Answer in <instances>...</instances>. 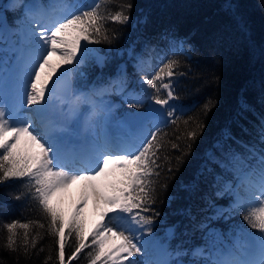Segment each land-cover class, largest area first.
Masks as SVG:
<instances>
[{
  "label": "snow or ice",
  "instance_id": "obj_1",
  "mask_svg": "<svg viewBox=\"0 0 264 264\" xmlns=\"http://www.w3.org/2000/svg\"><path fill=\"white\" fill-rule=\"evenodd\" d=\"M104 2L50 0L46 8L36 4L26 6L30 17L39 16L41 19L36 21L38 27L30 26L24 34L30 70L23 82V98L10 102L0 96V185L10 180L24 181L29 197L37 201L49 221L51 235L57 238L59 264H65V246L72 238L75 248L67 264H72L86 248L93 249L88 253L90 264H170L167 260L151 259L149 247L155 241H142V237L145 231L151 235L154 217L160 215L152 208L156 203L153 177L160 176L161 125H166L169 120L176 123L175 109L169 101L177 98L172 81L179 60L165 58L150 76L143 75L139 92L125 91L127 77L122 66L115 79L106 80L102 76L98 86L92 89L91 95L100 97L113 89L123 94L127 105L135 110L128 113V119L137 125L128 136L115 138L106 135L91 151L77 152L70 138L61 134L64 129L50 119L58 86L90 53L96 51L89 45L113 42L114 36L109 34L106 23L126 25L131 20L134 7L131 2L120 4L114 13L102 8ZM226 2L231 9L232 0ZM56 6L60 14L51 18ZM45 18L47 22H44ZM160 39L168 41L174 55L177 52L188 54L186 41L167 33ZM126 51L137 67L145 63L143 55L134 47ZM143 51H154L147 39ZM54 57L58 62L53 61ZM96 61L103 67L105 58L97 56ZM162 90L166 92L165 96L161 95ZM146 99L151 102L148 106L144 103ZM87 100L85 97V102ZM166 106L168 111H162ZM142 108L144 110L140 111ZM205 110L210 111L207 106ZM203 127L197 124L196 129L187 133V138L195 141L197 129ZM257 139L258 144L241 142L245 154L229 147L222 153L224 159L209 158L232 174V180L225 181V190L232 191L235 201L225 209L208 200L204 211L211 209L213 214L205 216L199 227L209 229L212 220L225 217L226 213L243 212L248 228L260 233L253 235L247 229H241L258 250V255L240 258L231 251L217 253L209 264H264V120L257 131ZM173 148L178 146L173 144ZM187 148L190 149L191 144ZM163 159L168 160V157ZM176 162L181 163V158L178 157ZM167 171L170 173L173 168L169 166ZM74 184L81 185L80 199L71 215L66 216L59 203ZM241 188L244 189L243 195ZM216 195L221 196L223 192L217 191ZM13 198L20 200L22 194ZM90 202L94 215L98 217L91 228L84 215ZM35 226L45 228L39 222H35ZM32 227L33 223L18 220L4 224L9 234L7 248L17 251L18 229H22L23 247L27 250ZM214 231L209 229V234ZM39 238L37 234L31 241L32 248L36 247ZM194 254L202 255L203 249Z\"/></svg>",
  "mask_w": 264,
  "mask_h": 264
},
{
  "label": "trees",
  "instance_id": "obj_2",
  "mask_svg": "<svg viewBox=\"0 0 264 264\" xmlns=\"http://www.w3.org/2000/svg\"><path fill=\"white\" fill-rule=\"evenodd\" d=\"M9 1L0 0V40L9 35L14 37L13 45H16V33L32 0ZM40 1L44 6L50 3V0ZM128 2L134 5L130 22L106 23L109 34L114 36L113 42L89 45L96 51L76 67L72 97L78 105H83L85 97L77 93L85 90L91 95L102 76L106 80L115 79L121 66L127 77L125 91L139 92L143 75L150 76L165 58L179 60L172 81L177 98L169 101L175 109L176 123L169 120L161 125L160 176L153 177L156 203L152 205L160 215L154 217L151 235L165 244L166 260L170 264L179 261L209 264L215 254L228 250L243 257L251 241L241 229L260 235L248 228L243 220L245 213H226L225 217L212 220L209 229L215 231L211 234L199 225L205 216L213 214L211 209L204 211L208 200L225 209L235 201L232 191L225 190V181H231L232 174L209 158L224 159L222 153L229 147L245 154L241 142L258 144L257 131L264 120V0H232L231 9L226 0H105L102 8L114 13L120 4ZM53 12L60 13L59 7ZM166 33L186 41L188 54L174 55L168 41L160 39ZM146 39L154 51H143ZM131 47L143 55L145 63L139 67L127 55L126 50ZM99 54L105 55L103 67L96 61ZM161 95L165 96L166 92L162 90ZM91 96L116 103L113 119H123L135 111L115 89L102 97ZM144 103L148 106L150 101L146 99ZM206 106L210 111L205 110ZM197 124L204 127L197 129V139L190 141L187 133L196 129ZM173 144L178 148L174 149ZM184 152L188 154L182 156ZM169 166L173 168L170 173ZM23 185L21 180L0 185V264H59L57 238L51 235L48 219ZM217 191L223 195L217 196ZM18 194L22 198L14 199ZM17 220L33 223V227L27 250L23 247V230L18 229L20 235L14 252L6 246L9 234L4 224ZM35 222L43 223L45 228L36 227ZM37 234L41 238L36 239V247L32 248L31 241ZM74 248V238L69 239L65 264ZM198 249H203L202 255L194 254ZM92 251L86 248L72 264H90L88 253Z\"/></svg>",
  "mask_w": 264,
  "mask_h": 264
},
{
  "label": "rangeland",
  "instance_id": "obj_3",
  "mask_svg": "<svg viewBox=\"0 0 264 264\" xmlns=\"http://www.w3.org/2000/svg\"><path fill=\"white\" fill-rule=\"evenodd\" d=\"M12 1L13 0H10L9 3ZM29 4L28 2V5ZM31 4L44 6L40 0H32ZM44 7L46 8L47 6ZM54 14L55 12H52L51 18H55V16L60 13ZM40 19L39 16L30 17L28 14L22 19L23 23L16 33L18 44L13 45L14 37H9V35L3 36L0 40V96H3L7 101L14 102L17 98H23V82L26 79V73L30 70V56L27 54L24 34L28 27H38L36 21ZM44 22H47V18H45ZM53 61L58 62L55 57ZM24 66H26V69H23ZM71 74L74 79H77V75L74 71H72ZM17 78L20 79L19 84L15 83ZM77 94H79L80 97H88L87 102L84 100L85 103L80 106L76 98L72 97L73 94L71 97L56 95V97L53 98V102L58 105L61 117L59 120L51 119L58 127L64 129L61 134L70 138L75 151L81 152V150L87 149L85 151V153H87L95 147L94 145L102 142L106 135L109 137L123 138L134 131L123 119L114 117L115 121L111 118V114L114 116V106H116V103L110 102L107 99L93 98L90 93L85 90H81ZM101 101L105 103H101ZM110 129L116 130V132H120V134L115 135L114 132L109 134ZM80 189V184H74L65 195L63 201L59 203V207L64 211L66 216L71 215L76 203L79 201ZM84 215L88 220L89 228H91L93 223L98 219L93 213L91 202L87 209L84 210ZM90 240L91 238H89V242ZM143 240L155 241V244L149 247V257H152L151 259L158 261L167 259L168 253L166 246L158 239H154L152 235H149L145 231L142 237V241ZM229 251L233 252L232 250H228L221 252V254H225ZM235 255L240 258L245 256L248 258H255L258 255V250L251 242V245L246 249L245 256L242 257L238 253Z\"/></svg>",
  "mask_w": 264,
  "mask_h": 264
},
{
  "label": "water",
  "instance_id": "obj_4",
  "mask_svg": "<svg viewBox=\"0 0 264 264\" xmlns=\"http://www.w3.org/2000/svg\"><path fill=\"white\" fill-rule=\"evenodd\" d=\"M98 56L105 58L104 54H99ZM73 88H74V81H73L72 74L70 72L68 74V76L65 78V81H63L61 83V85L58 86L57 95L62 96V97H71L72 93H73ZM53 105H54V107L50 113V117L55 119V120H59L61 117L60 109L55 102H53ZM154 107L160 108L159 105H154ZM164 110H165V108L162 109V111H164ZM123 121L125 123L129 124V126L132 130H135V128L137 127L136 122L130 121L128 119V114H126L124 116ZM178 264H184V263L182 261H179Z\"/></svg>",
  "mask_w": 264,
  "mask_h": 264
},
{
  "label": "bare ground",
  "instance_id": "obj_5",
  "mask_svg": "<svg viewBox=\"0 0 264 264\" xmlns=\"http://www.w3.org/2000/svg\"><path fill=\"white\" fill-rule=\"evenodd\" d=\"M50 119H52V118L50 117ZM52 120H53V119H52ZM111 132H114L115 135H116V134H120V132L117 133L116 130H113V129H110V130H109V134H111ZM115 135H114V136H115ZM94 146H95V145H94ZM86 150H87V149L81 150V152H84V153H85ZM78 152H80V151H78ZM151 258H152V257H151Z\"/></svg>",
  "mask_w": 264,
  "mask_h": 264
}]
</instances>
